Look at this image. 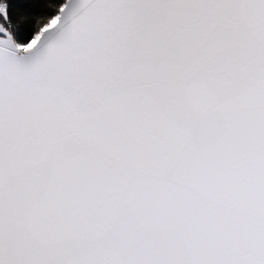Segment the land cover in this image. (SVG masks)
Returning <instances> with one entry per match:
<instances>
[{
  "label": "snow or ice",
  "instance_id": "6c2138e0",
  "mask_svg": "<svg viewBox=\"0 0 264 264\" xmlns=\"http://www.w3.org/2000/svg\"><path fill=\"white\" fill-rule=\"evenodd\" d=\"M0 264H264V0H0Z\"/></svg>",
  "mask_w": 264,
  "mask_h": 264
}]
</instances>
